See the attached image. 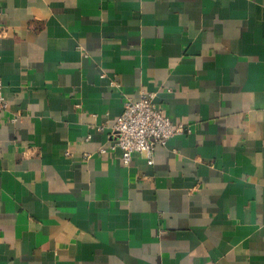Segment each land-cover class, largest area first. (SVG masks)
Instances as JSON below:
<instances>
[{"label": "crops", "instance_id": "1", "mask_svg": "<svg viewBox=\"0 0 264 264\" xmlns=\"http://www.w3.org/2000/svg\"><path fill=\"white\" fill-rule=\"evenodd\" d=\"M0 79V264H264V0H0Z\"/></svg>", "mask_w": 264, "mask_h": 264}, {"label": "built area", "instance_id": "2", "mask_svg": "<svg viewBox=\"0 0 264 264\" xmlns=\"http://www.w3.org/2000/svg\"><path fill=\"white\" fill-rule=\"evenodd\" d=\"M112 85L119 82L113 80ZM154 93L140 91L139 98H127L123 111L115 118L111 127L114 141L112 149H120L124 164H129L133 153H145L152 163V153L157 144L186 130L184 123L173 121L153 101ZM8 109L0 79V112ZM104 148H101L103 151Z\"/></svg>", "mask_w": 264, "mask_h": 264}]
</instances>
